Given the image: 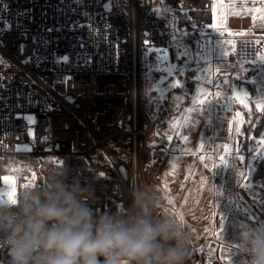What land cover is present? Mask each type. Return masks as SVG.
I'll list each match as a JSON object with an SVG mask.
<instances>
[{
  "label": "built area",
  "instance_id": "obj_1",
  "mask_svg": "<svg viewBox=\"0 0 264 264\" xmlns=\"http://www.w3.org/2000/svg\"><path fill=\"white\" fill-rule=\"evenodd\" d=\"M232 1L0 0V161L49 145L59 157L53 168L92 188L97 215H128L130 187L148 186L145 150L159 163L176 138L142 111L143 54L169 46L177 14ZM257 49L263 52L264 43ZM27 115L33 116L28 123ZM40 115L51 118L46 144L30 141ZM5 173L0 168V186L7 184ZM4 193L0 202L8 200ZM195 248L190 246L188 264ZM0 261L11 264L3 240Z\"/></svg>",
  "mask_w": 264,
  "mask_h": 264
},
{
  "label": "rangeland",
  "instance_id": "obj_2",
  "mask_svg": "<svg viewBox=\"0 0 264 264\" xmlns=\"http://www.w3.org/2000/svg\"><path fill=\"white\" fill-rule=\"evenodd\" d=\"M210 11V32L205 35L204 31L208 30L202 29L197 38L207 40L209 36L213 47L215 46L213 54H219L221 51L216 44L227 49L232 48L236 41L230 53L235 57V66L244 63L252 65V69L249 68L253 89L252 104L258 109L260 116L264 109V51H259L257 45L264 43V0H234L227 5L217 3ZM177 32L178 35L170 36L168 47L148 49L142 57V111L157 125L161 124L158 112L160 107L164 108L166 103L179 96L176 85L181 81L179 74L182 73L183 67H178L177 58L171 57V50H174L175 57L184 56L185 61L199 52L198 44L192 45L182 27L177 28ZM251 54L253 57L249 58ZM227 87V94L230 95L229 85ZM220 92L221 87H217L216 93ZM228 105L215 102L213 110L210 107L205 113L198 115L195 113V105L190 104L168 123V131L176 137L172 142V153L166 155L159 163L152 162L150 148H147L143 155L148 186L155 190V214L175 218L190 233V244L196 247L190 256L192 264H227L233 257L243 260L244 264H250L248 252L242 255V247L239 243L233 245L229 236L241 235L235 231L237 227L264 231V182L251 178L254 161L264 152V125L256 139L248 141L251 146L247 149L255 155L248 156L247 161L242 162L237 154L216 152L215 173L220 175L216 183L214 177L218 175L215 174H205L204 181L201 178V182L198 181L199 172L195 173V154H188V151H195V123L199 118L207 120L210 134L213 135L218 126L219 114L222 113L226 118L240 114L241 108L234 109L232 100ZM32 117L27 115L26 122ZM34 128L30 132V141L33 143L36 142ZM238 132L241 136L242 130L239 129ZM261 134L263 138L259 137ZM20 147L29 148L30 144ZM16 175L19 176V185H15V191H18L26 186L28 176L19 172L5 173L3 179L10 177L15 180ZM222 184L224 185L221 187ZM8 189L9 184L0 186L3 192ZM245 196H250L253 202L263 201V205L258 208L261 214L257 216V213L250 211L251 207L246 205ZM260 215H263V218ZM233 229L234 232H231ZM235 247L238 248L235 250Z\"/></svg>",
  "mask_w": 264,
  "mask_h": 264
},
{
  "label": "clouds",
  "instance_id": "obj_3",
  "mask_svg": "<svg viewBox=\"0 0 264 264\" xmlns=\"http://www.w3.org/2000/svg\"><path fill=\"white\" fill-rule=\"evenodd\" d=\"M89 185L52 168L15 202H0V240L11 264H188L191 235L155 214V190L130 187V212L97 215ZM250 264H264V231L243 238Z\"/></svg>",
  "mask_w": 264,
  "mask_h": 264
},
{
  "label": "crops",
  "instance_id": "obj_4",
  "mask_svg": "<svg viewBox=\"0 0 264 264\" xmlns=\"http://www.w3.org/2000/svg\"><path fill=\"white\" fill-rule=\"evenodd\" d=\"M221 30L222 29H220V31ZM209 32H210L209 30L204 31V34L208 35ZM199 40L203 41V46L200 47L198 45L199 52H197L194 56V63L198 64V68L196 69L194 76L195 79L194 89L190 96L189 103L187 105H184L176 115L178 114L180 115V113H182L190 104L195 105V113L199 115L205 113L207 110L210 109V107L211 110H213V106L215 102L226 106L230 104L231 100L233 104L232 107H234V109L236 108L239 109V107L241 109L249 108L253 103V91H252L253 89H252L251 81L249 79L251 76L250 69H252L250 68V66L252 65L251 63H244L235 66L234 62L236 60L231 53L233 51L236 41L234 42L232 48L227 47V49L223 48L224 47L223 45L216 44V47L220 48L221 51L219 52V54L217 53L213 54L215 50V46L213 47L212 40H210L209 36H207V40H201V39ZM252 57L253 54H251L249 58ZM209 60L210 62H208ZM232 80L243 83L246 86L248 95L244 97L243 103L233 102L231 95ZM228 85L230 88V95L227 94ZM217 87H221V92L219 94L216 93ZM201 96H205V97L200 98ZM219 116L220 119L218 122V126L213 135L210 134V130H209L210 127L207 120L199 118L198 121L195 123V147H194L195 151H188V154H192V155L195 154V173L196 171L199 172L198 173L199 182H201L200 178L202 179V181H204L203 176L205 174L209 176L215 174L218 175V177L220 178V175L215 173L216 170L215 159L217 153L220 154L227 153L228 155L237 154L238 159H240L242 162L247 161V156L244 154V152L245 150H247L248 147L251 146V144L250 142H248L243 147L242 135L239 138L235 137V133L238 132L239 129H241L242 110L240 111L239 115L234 114V116L232 117L226 118L222 113L219 114ZM172 118L170 119V121L172 120ZM170 121H168V123ZM168 123L166 124L167 128H168ZM259 137L263 138V135L261 134ZM255 143H257V141H255ZM241 161L239 162L241 163ZM195 182L197 183V179ZM223 185L224 184H222L221 187ZM245 198L247 200L246 205L251 207L250 211L253 213H257V216L261 214L258 208L263 205V201L260 202L256 200L253 202V199H251L250 196H245ZM247 209L248 208H246V213L248 211ZM235 231L240 232L241 235L239 237L229 236V241L233 245L239 243V246L242 247L243 249L241 251L243 255V253L247 252V250L243 246L242 241L243 238L251 231L247 227H241V228L237 227L235 228ZM231 232H234V229ZM237 239L239 241H237ZM237 248L235 247V250ZM233 258L234 259H231L230 261H228V263L244 264L243 260L240 261L237 257H233Z\"/></svg>",
  "mask_w": 264,
  "mask_h": 264
},
{
  "label": "trees",
  "instance_id": "obj_5",
  "mask_svg": "<svg viewBox=\"0 0 264 264\" xmlns=\"http://www.w3.org/2000/svg\"><path fill=\"white\" fill-rule=\"evenodd\" d=\"M211 21L212 14L210 10H195L190 13L177 14L173 21L171 35H178L177 28L182 27L186 31V38L189 39L192 45H195L197 44L199 31L202 29L210 30ZM171 57L177 58V65L178 67L181 65L183 71L179 74L181 81L176 85L179 91L178 98L172 99L165 104L164 108L160 107L159 109V115L163 125H166L184 105L189 103L195 85V71L198 68V64L194 63L193 56H190V59L185 61L184 56L181 58L175 57L174 50H171ZM241 110L242 146L244 147L248 141L256 139L260 134L264 125V109L260 116H258L259 112L254 104L249 108H242ZM50 123L51 118L49 115H40L37 117V122L34 126V134L37 142L46 144L50 140ZM74 157L67 156L65 160H72ZM58 160L59 157L53 156L48 150L43 148L39 153L8 154L1 159L0 168L7 173L19 172V174H24L29 177L26 186L18 190V198L20 199L26 194L29 188H35L45 182L47 171L55 165H58ZM254 164L255 167L251 178L264 182V152L254 161Z\"/></svg>",
  "mask_w": 264,
  "mask_h": 264
},
{
  "label": "water",
  "instance_id": "obj_6",
  "mask_svg": "<svg viewBox=\"0 0 264 264\" xmlns=\"http://www.w3.org/2000/svg\"><path fill=\"white\" fill-rule=\"evenodd\" d=\"M231 95H232L233 102L243 103L244 97L248 95L245 84L232 80L231 81ZM48 148H49V145H46L45 149L48 150ZM0 264H5V263L0 261Z\"/></svg>",
  "mask_w": 264,
  "mask_h": 264
},
{
  "label": "snow or ice",
  "instance_id": "obj_7",
  "mask_svg": "<svg viewBox=\"0 0 264 264\" xmlns=\"http://www.w3.org/2000/svg\"><path fill=\"white\" fill-rule=\"evenodd\" d=\"M4 180L9 184V189L4 193V197L11 202H15V180L10 177H4Z\"/></svg>",
  "mask_w": 264,
  "mask_h": 264
}]
</instances>
